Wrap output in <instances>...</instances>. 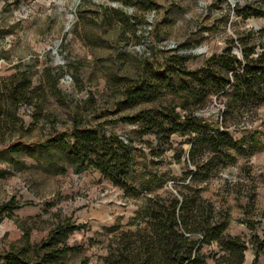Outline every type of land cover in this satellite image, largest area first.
<instances>
[{
	"label": "rangeland",
	"instance_id": "374dc122",
	"mask_svg": "<svg viewBox=\"0 0 264 264\" xmlns=\"http://www.w3.org/2000/svg\"><path fill=\"white\" fill-rule=\"evenodd\" d=\"M233 1L264 11V0H0V208L9 205L0 216V259L20 249L24 236L38 245L69 224L82 229L69 235L71 251L63 264H105L121 232L144 227L129 226L136 211L157 198L205 201L217 218V213L229 217L227 234L245 241L261 236L264 105L225 116V100L211 96L186 113L176 109L190 124L196 118L207 130L242 141L239 153L222 149L214 155L206 145L190 150L196 137L190 130L198 125H188L181 136L125 121L154 107L181 104L168 95L154 103H123L127 88L170 70L173 56L186 58L184 70L192 72L231 40L234 55L240 56L242 43L260 50L264 17L236 18ZM76 125L115 134L135 149L126 178L133 196L93 168L75 174L56 150L52 164L43 153L6 150L44 144ZM203 252L210 256L217 248L205 246ZM245 253L251 264L250 246Z\"/></svg>",
	"mask_w": 264,
	"mask_h": 264
},
{
	"label": "trees",
	"instance_id": "16d2710c",
	"mask_svg": "<svg viewBox=\"0 0 264 264\" xmlns=\"http://www.w3.org/2000/svg\"><path fill=\"white\" fill-rule=\"evenodd\" d=\"M231 10L236 18L243 21L264 17V11L253 4L235 5ZM254 34L249 32L250 40L254 39ZM256 34L263 35L261 31ZM241 46L240 56L232 54L231 48L235 46L231 40L221 53L212 54L202 68L192 72L184 70L186 58L173 56L170 70L157 72L154 79H143L127 88L123 92V103L129 106L154 103L168 95L173 100L179 99L181 104H174L171 108L154 107L125 121L139 124L146 131L167 128V134L181 136L186 135L188 125H198L197 128L190 126V132L196 134L190 142V150L193 151L197 145H206L207 152L214 155L222 153V149L239 153L242 141L234 142L226 131L207 130L203 127L204 122L196 118L190 124L188 116L180 115L176 109L186 113L190 106L201 105L211 96L225 100V116L264 105V44L259 51H255L254 43L249 47L243 43ZM18 84L22 85V81ZM17 90L14 88L12 93L17 94ZM11 95L15 97V94ZM6 150L12 154L29 152L39 157L43 153L49 164L53 162L52 151L56 150L65 163L72 166L75 174L93 168L113 187L126 195H134L126 184V178L135 149L115 134L105 136L95 129L76 125L69 133L55 135L44 144L23 150L12 146ZM7 208L8 204L0 208V216ZM217 216L205 201L188 197H183L181 202L174 198L169 201L148 199L129 224L139 226L143 223L144 227L134 232H121L114 243L115 248L109 249L105 264H207L208 259L213 264H243L248 246L253 252L251 264H260L264 259V229L260 237L251 235L245 241L240 236L226 233L229 222L226 214L217 213ZM81 229L80 225L58 226L46 240L33 246L24 236L22 247L11 249L0 260L4 264H63V257L71 251L66 245L69 235ZM115 230L113 227L108 231ZM211 245L216 246L217 253L207 256L203 248ZM28 252H32V258L27 256Z\"/></svg>",
	"mask_w": 264,
	"mask_h": 264
},
{
	"label": "crops",
	"instance_id": "0c3cea01",
	"mask_svg": "<svg viewBox=\"0 0 264 264\" xmlns=\"http://www.w3.org/2000/svg\"><path fill=\"white\" fill-rule=\"evenodd\" d=\"M252 256H250V257H248L247 255H246V253L244 254V264H250V261H251V258Z\"/></svg>",
	"mask_w": 264,
	"mask_h": 264
},
{
	"label": "water",
	"instance_id": "95a60500",
	"mask_svg": "<svg viewBox=\"0 0 264 264\" xmlns=\"http://www.w3.org/2000/svg\"><path fill=\"white\" fill-rule=\"evenodd\" d=\"M232 4H233L232 6L234 7V6L237 4V1H233ZM233 7H232V8H233Z\"/></svg>",
	"mask_w": 264,
	"mask_h": 264
}]
</instances>
